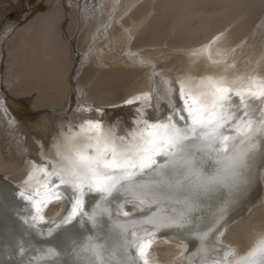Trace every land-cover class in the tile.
Listing matches in <instances>:
<instances>
[{"label":"snow or ice","instance_id":"snow-or-ice-1","mask_svg":"<svg viewBox=\"0 0 264 264\" xmlns=\"http://www.w3.org/2000/svg\"><path fill=\"white\" fill-rule=\"evenodd\" d=\"M150 67L152 87L124 101L135 107L131 124L117 117L105 131L102 108L78 105L54 157L41 143L43 161L18 185L0 177L15 264H152L161 237L177 245L175 264H264V229L243 250L223 240L232 209L264 179V77L235 87ZM54 202L64 212L49 220Z\"/></svg>","mask_w":264,"mask_h":264},{"label":"bare ground","instance_id":"bare-ground-1","mask_svg":"<svg viewBox=\"0 0 264 264\" xmlns=\"http://www.w3.org/2000/svg\"><path fill=\"white\" fill-rule=\"evenodd\" d=\"M173 1L159 0L160 5L167 3L161 16L167 22L158 27L154 23L157 16L144 23L147 12L151 14L155 6L150 0H39L34 7L29 6L31 16H23L21 23L15 22L11 15L4 17L0 23V69L4 64L8 72L4 75L0 71V177L18 185L32 160L43 161L41 143L54 157L56 145H64L65 137L72 135L68 120L78 105L102 108L105 131L117 117L131 124L135 107L125 105L124 101L152 87L151 65L159 64L161 69L156 67L157 71L173 80L223 76L230 83L234 81L235 87L244 83L238 73L224 70L225 66L208 57V50L198 56L191 53L202 49L196 48L195 42L204 41L207 27L226 14L235 19L220 29H228L227 33L221 32L220 39L226 37L224 42L231 40V36H235L234 41L240 39L229 44L219 39L209 49L210 54L232 48L238 50L235 56L240 57L252 47L260 53L264 36L255 44L262 30L257 31L256 27H264V0H224L219 6L213 5L212 0L195 5L193 0ZM197 5L205 6V10L190 8ZM70 18L73 25L68 34ZM156 28H160L157 33ZM163 28L165 33L161 34ZM152 31H155L152 37H160L159 42L147 40ZM90 59L99 68L96 65L92 71L86 68ZM141 59L149 66L142 67ZM128 83L132 86L125 92L123 85ZM3 87L10 90V96L3 92ZM157 95L166 96V90L161 88ZM8 97L22 99L31 105L32 111L42 114L35 121L24 120L11 111L13 107L21 113L24 108L6 104ZM79 123L82 121H76L75 126ZM84 142L83 135L75 140ZM257 163L259 166L261 161ZM64 208L61 202H54L45 209V215L49 220L55 219ZM126 210L131 211L132 206L126 205ZM263 217L264 179H260L232 209L224 242L246 249L261 227L264 229V221L260 222ZM11 227H14L11 217L0 213V264H15L18 259L8 255ZM45 242L36 238L37 244ZM177 251L175 243L159 238L150 250L152 264H175Z\"/></svg>","mask_w":264,"mask_h":264},{"label":"rangeland","instance_id":"rangeland-1","mask_svg":"<svg viewBox=\"0 0 264 264\" xmlns=\"http://www.w3.org/2000/svg\"><path fill=\"white\" fill-rule=\"evenodd\" d=\"M38 1L39 0H0V23L4 20V17H6L7 15H11L13 17V20H15V22L21 23L23 21V19H22L23 16H25V15H27L28 17L31 16L32 12L29 11V6L34 7L35 4ZM150 1L154 2L155 6L152 7L153 10L151 11V14L147 12L144 23L146 25L148 23V21L152 19V18H150L151 16L152 17L157 16L158 18L155 19L156 21L154 23H157L156 27H158V26L162 25L161 22H164V23L167 22L166 19L163 18L164 16L161 17L162 13L166 9V6H167L166 4L167 3L164 2V5H160L159 4V0H150ZM212 1H214L213 5L219 6V5L223 4L224 0H212ZM193 2H194L193 4L195 5V4H199L200 2H206V1L205 0H193ZM190 5H192V4H190ZM190 8H192V10H205V6H203V5L200 6V7H198V5H197L196 8L191 6ZM224 13H226V12H224ZM224 13H222V15ZM233 18L235 19V17L231 18L229 15L226 14V15H224L223 18H221V20L219 22L211 23V25L209 27H207L206 32L208 31V29H209V31L207 33L204 32V34H205V35H203V37H204L203 40L204 41H202V40L198 41L196 39L197 41L195 40L196 41L195 43H196V45L198 44L196 46V48H199V47L203 48L205 45H210V47L208 48V57H211L213 59L215 58L218 63H220L221 65L225 66L224 70L227 69V70H231L233 72L238 73L237 76H239L240 78H243L244 83H246L248 77H251V76L263 77L264 76V55H263L264 54V52H263L264 48L263 47L260 48V50H259L260 53L255 52L256 51L255 48L252 47L250 50H247L248 51L247 53L242 54L240 57L235 56V54H236V52L238 50L237 49L234 50L232 48H230V49L229 48L228 49H220L219 52L217 51V55H215V54L212 55V54H210V51H209L211 46L214 45V43H210V42L213 40L214 37L219 36L222 31L227 33L228 29L224 28L221 31H220V29H222L224 27V25L227 24L228 22H232ZM72 25H73V20H71V18H70L68 29H67L68 34L71 33ZM156 30H157L156 31V33H157V32H159L158 30H160V28H156ZM256 30L257 31L261 30V31H260V37L257 38L255 44L260 42V40L263 38V36H264V27L261 28V26L259 25V26L256 27ZM152 32L153 33L149 34L150 38H147V40H149L150 43H154L155 42V41L152 42V40H156V42H159L160 40L158 38H160V37H152L155 31H152ZM162 33H165V29L164 28H163V31L161 32V34ZM225 33H224V35H225ZM144 36L145 35H142V37H144ZM231 38H230L231 40H229V41H232L231 43H235L236 41H238L240 39V38H237V40L234 41L233 39H235V36H231ZM198 39H200V38H198ZM225 39H226V37H223L220 40L224 42ZM229 41L228 42H224V43L229 44ZM204 42H205V45H204ZM141 43H143V42H141ZM200 44H202L203 46L202 45L200 46ZM157 45L158 44L155 43V46H157ZM192 48H193V46H192ZM229 51H231V52H229ZM211 58H210V60H211ZM94 65H96L95 62L90 59V62L87 63L85 67L92 71L93 69H95ZM154 66L157 67V69L158 68L161 69L159 64H155ZM96 68H99V67L97 66ZM1 70H2L4 75L8 72L7 68H6V66L4 64L1 66L0 71ZM101 70L107 71L106 68L102 69V67H101ZM95 71H98V70H95ZM133 76L130 77L131 80L136 78V76H134V77ZM132 77H133V79H132ZM194 80L195 81H199L200 78L198 76H195ZM125 85H127V87ZM125 85H123V86H124V89H125L124 91L126 92L130 88L129 86H132V85H130V83L125 84ZM3 88H4L3 92H5L7 95L10 96V90L7 89L6 87H3ZM74 100L76 101V98ZM119 100H122V98H119ZM10 103L18 104V105H20V106H22L24 108V110L21 113L17 112V110L14 109L13 107L11 108V111H13V113L16 114V116L18 115L20 118H22L24 120L35 121L42 114L41 112L32 111L31 105L24 103V101L22 99L8 97L6 104H10ZM262 221H264V217H263L262 220H260V222H262ZM261 228L263 229V227H261ZM233 246L239 248V246H237V244L236 245L234 244Z\"/></svg>","mask_w":264,"mask_h":264}]
</instances>
